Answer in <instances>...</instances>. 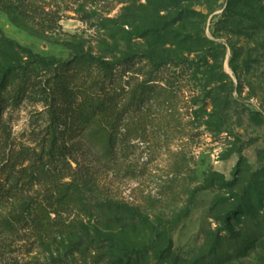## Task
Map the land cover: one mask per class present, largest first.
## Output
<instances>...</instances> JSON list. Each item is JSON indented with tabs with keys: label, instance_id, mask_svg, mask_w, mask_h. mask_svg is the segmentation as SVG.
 Wrapping results in <instances>:
<instances>
[{
	"label": "rangeland",
	"instance_id": "obj_1",
	"mask_svg": "<svg viewBox=\"0 0 264 264\" xmlns=\"http://www.w3.org/2000/svg\"><path fill=\"white\" fill-rule=\"evenodd\" d=\"M3 1L28 14L0 9L6 94L24 68L48 76L26 50L57 62L142 59L114 79L124 105L155 82L128 109L112 156L102 136L79 139L71 173L89 184L55 203L50 235H0V264H264V0ZM153 58L183 62L156 70ZM45 110L25 101L7 112L16 150L37 149ZM213 173L225 184L207 190ZM34 185L29 197L48 202Z\"/></svg>",
	"mask_w": 264,
	"mask_h": 264
},
{
	"label": "trees",
	"instance_id": "obj_2",
	"mask_svg": "<svg viewBox=\"0 0 264 264\" xmlns=\"http://www.w3.org/2000/svg\"><path fill=\"white\" fill-rule=\"evenodd\" d=\"M0 9L9 14L20 11L28 17L21 4L0 0ZM26 53L31 61L36 58L48 68V76L39 83L37 77L24 68L18 75L16 88L10 93L6 94V84L0 87V235L19 240L50 235L55 225L51 215L57 213L55 203L67 204L73 195L79 194L82 186L89 184L90 180L78 169L71 173L72 160L79 164L75 158L79 139L102 136L105 143L100 142V145H104V157L112 156L118 142V129L127 118L128 109L135 106L137 94L153 91L150 84L155 82L149 79L137 87L131 92L129 104L124 105L122 94L111 89L114 79L116 74L125 77L142 59L133 57L111 62L87 52L57 62L34 57L29 50ZM153 60L156 70L183 62ZM25 101L45 105V113L36 115L35 121L42 125L37 135L44 132L37 149L16 150L5 115L11 109L20 108ZM71 176V181L64 182ZM39 182L47 186L46 191L51 194L49 201L55 199L54 204L29 197L34 184ZM216 183L225 184L224 175L213 173L204 188L208 190ZM93 264L115 263L100 256Z\"/></svg>",
	"mask_w": 264,
	"mask_h": 264
}]
</instances>
